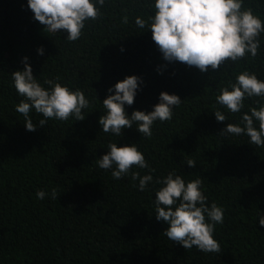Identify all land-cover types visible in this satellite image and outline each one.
Wrapping results in <instances>:
<instances>
[{"label": "trees", "instance_id": "obj_1", "mask_svg": "<svg viewBox=\"0 0 264 264\" xmlns=\"http://www.w3.org/2000/svg\"><path fill=\"white\" fill-rule=\"evenodd\" d=\"M154 4L105 0L97 5L101 15L86 21L81 37L70 42L66 31L51 32L37 21L28 0H0V264H264L259 223L264 147L249 143L246 134H221L251 107L264 105V97H247L239 113L216 100L241 72L264 80V33L255 57L248 54L201 72L166 61L151 30L136 25V17L148 21L155 14ZM243 4L264 21V0ZM25 57L44 87H49L45 79L59 78L83 91L90 102L83 120L48 119L39 126L44 117L33 109L29 115L37 127L26 130L24 116L16 111L24 98L12 79L13 72L24 69ZM129 75L142 80L134 103L124 105L129 116L134 110L152 111L162 91L182 100L171 120L154 122L151 138L135 123L120 136L105 133L99 124L106 114L103 100ZM216 110L228 119L217 121ZM109 143L137 144L155 171L134 166L114 179L112 169L98 166ZM189 159L194 167L186 163ZM132 172L150 173L153 180L141 191ZM169 172L186 182L201 178L207 205L223 207V223L214 232L219 253L185 249L163 234L169 225L155 215L156 191L162 186L156 180ZM38 190L46 192L43 199L37 198Z\"/></svg>", "mask_w": 264, "mask_h": 264}, {"label": "clouds", "instance_id": "obj_2", "mask_svg": "<svg viewBox=\"0 0 264 264\" xmlns=\"http://www.w3.org/2000/svg\"><path fill=\"white\" fill-rule=\"evenodd\" d=\"M104 3L105 0H28V7L46 29L54 33L66 31L67 40L74 42L81 37L85 22L101 15L97 5ZM154 8L155 14L148 21L138 16L135 23L141 29L151 30L152 39L166 61H178L206 72L209 67L216 70L229 60L235 62L248 54L255 57L258 53L264 21L250 7L246 8L243 0H155ZM124 22L127 23V16ZM43 51V47L38 48L39 54ZM24 61V69L13 72L12 79L17 93L24 98L16 105V111L24 116L26 130H36L37 125L29 115L33 109L44 117L39 120V126H44L48 119L85 118L82 110L87 109L90 102L83 91L57 82L59 78L45 79L44 84L49 87H44L33 75L27 57ZM140 83V77L126 76L113 86L114 94L103 100L106 114L99 118V124L105 133L120 136L123 128H131L135 123L143 136L151 138L154 122L172 119L174 108L182 100L166 91L160 93L159 103L152 111L134 110L128 115L124 105L134 103ZM108 91L112 93L113 88ZM253 96L264 97V80L258 79L253 72L244 71L236 76L235 83L229 81L219 90L216 100L229 112L239 113L245 99ZM215 116L217 121L228 119L219 110L215 111ZM221 134H246L249 143L264 147V105L251 107L239 122L228 123ZM107 148L109 151L99 159L98 166L112 169L114 179H122L134 166L148 168L150 173L155 171L137 144L118 147L116 143H109ZM186 163L195 166L193 159ZM150 173L140 176L139 172H132V179H139L141 191L153 180ZM156 183L162 186L156 191L155 215L157 220L169 225L163 234L185 249L195 246L204 253H219L221 246L214 238V232L215 226L223 223L224 209L215 202L210 207L207 205V196L202 191L203 180L196 178L186 182L181 175L169 172ZM36 196L43 199L46 192L38 190ZM51 197L53 200L58 198L55 188ZM259 223L264 226V216L260 217Z\"/></svg>", "mask_w": 264, "mask_h": 264}]
</instances>
